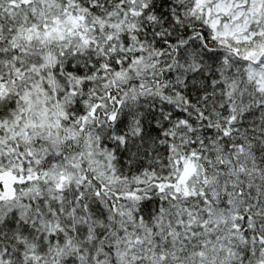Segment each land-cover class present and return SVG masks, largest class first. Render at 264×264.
Masks as SVG:
<instances>
[{"label": "snow or ice", "instance_id": "obj_1", "mask_svg": "<svg viewBox=\"0 0 264 264\" xmlns=\"http://www.w3.org/2000/svg\"><path fill=\"white\" fill-rule=\"evenodd\" d=\"M0 264H264V0H0Z\"/></svg>", "mask_w": 264, "mask_h": 264}]
</instances>
